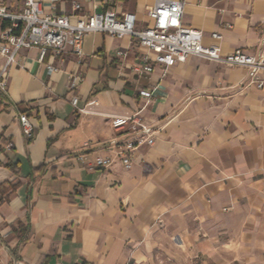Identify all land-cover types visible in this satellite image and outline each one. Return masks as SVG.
<instances>
[{"label": "crops", "instance_id": "0c3cea01", "mask_svg": "<svg viewBox=\"0 0 264 264\" xmlns=\"http://www.w3.org/2000/svg\"><path fill=\"white\" fill-rule=\"evenodd\" d=\"M39 1L72 23L130 12L138 29L156 2ZM183 1V23L203 32L205 46L264 53V0ZM23 3L8 0L14 12ZM83 50L43 60L37 47L21 50L0 93V185L19 184L0 193V264H264V85L197 56L136 75L152 53L129 36L93 33ZM22 114L36 131L31 142ZM134 114L155 128L154 145L129 171L90 170L115 134L112 119Z\"/></svg>", "mask_w": 264, "mask_h": 264}, {"label": "built area", "instance_id": "2783aa9c", "mask_svg": "<svg viewBox=\"0 0 264 264\" xmlns=\"http://www.w3.org/2000/svg\"><path fill=\"white\" fill-rule=\"evenodd\" d=\"M73 8L78 11L82 7L77 3L73 4ZM184 13L183 0H156L147 13L151 24L138 29L135 14L127 12L118 15L112 8L102 14L78 16L77 22L72 23L67 14H47L39 0H24L23 9L19 12L10 9L8 0H0V55L5 60L0 69V93L7 94L9 72L21 50L37 47L42 60L50 51L56 55L71 52L79 58L84 56L85 38L93 33L108 34L117 39L129 36L152 53L144 55L142 64L134 68L136 75L151 74L155 64L167 70L185 63L191 56H197L229 68L242 67L248 74L249 85L263 87L264 81L260 75L264 72V53L250 55L238 48L223 56L220 47L203 44V32L184 25ZM212 38L218 41L223 39L218 33H214ZM48 69L49 72L56 70L52 65H48ZM153 93L140 91L141 96L147 98ZM71 102L76 108L79 98L73 97ZM79 111L85 112V109L80 108ZM111 122L115 134L104 143V154L97 155L88 163L90 170L109 169L119 163L129 171L134 167V157L140 148L152 147L155 143V128L144 125L139 114L114 117ZM19 123L25 136L30 138L34 132L30 118L22 114ZM12 146L10 143L8 148ZM83 146L87 148L90 143L86 142ZM77 158L82 162L85 156Z\"/></svg>", "mask_w": 264, "mask_h": 264}, {"label": "trees", "instance_id": "16d2710c", "mask_svg": "<svg viewBox=\"0 0 264 264\" xmlns=\"http://www.w3.org/2000/svg\"><path fill=\"white\" fill-rule=\"evenodd\" d=\"M36 134V131L34 130L32 136L29 138L30 142L33 141V137ZM7 168H12L14 171H17L16 166H12L11 164H6L5 165ZM19 184H14V183H5L3 185H0V193L3 194V196H5V198H7L10 193H12L13 191H15L17 189Z\"/></svg>", "mask_w": 264, "mask_h": 264}]
</instances>
